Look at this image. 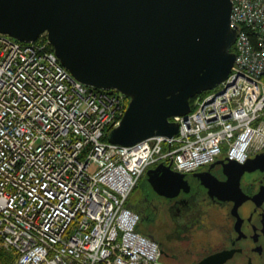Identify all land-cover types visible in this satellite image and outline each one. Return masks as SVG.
Returning a JSON list of instances; mask_svg holds the SVG:
<instances>
[{"label": "built area", "instance_id": "1", "mask_svg": "<svg viewBox=\"0 0 264 264\" xmlns=\"http://www.w3.org/2000/svg\"><path fill=\"white\" fill-rule=\"evenodd\" d=\"M231 1L228 76L171 118L176 134L127 146L104 139L127 107L123 93L74 78L45 33H0V249L12 264H164L128 203L142 174L264 151V0Z\"/></svg>", "mask_w": 264, "mask_h": 264}, {"label": "water", "instance_id": "2", "mask_svg": "<svg viewBox=\"0 0 264 264\" xmlns=\"http://www.w3.org/2000/svg\"><path fill=\"white\" fill-rule=\"evenodd\" d=\"M231 9V0H0V33L24 42L46 33L74 78L127 96L119 124L106 135L127 146L176 134L178 122L171 118L189 113L192 97L228 76L236 56ZM263 158L264 151L244 163L229 162L244 171ZM146 174L166 196L176 194L185 175L163 163ZM223 255L199 264H220Z\"/></svg>", "mask_w": 264, "mask_h": 264}, {"label": "flooded vegetation", "instance_id": "3", "mask_svg": "<svg viewBox=\"0 0 264 264\" xmlns=\"http://www.w3.org/2000/svg\"><path fill=\"white\" fill-rule=\"evenodd\" d=\"M238 163L217 158L195 171L201 175L177 180L172 196L153 189L149 168L142 174L146 181L130 204L156 224L150 234L164 239L156 240L164 264H199L220 252V264H264V158L248 163L251 170Z\"/></svg>", "mask_w": 264, "mask_h": 264}, {"label": "rangeland", "instance_id": "4", "mask_svg": "<svg viewBox=\"0 0 264 264\" xmlns=\"http://www.w3.org/2000/svg\"><path fill=\"white\" fill-rule=\"evenodd\" d=\"M129 98L126 96L125 99V103H128ZM145 178L144 179H139L137 185L135 186L134 190L132 191L129 201L128 203L130 204L131 202H133L136 197L138 196L139 192H140V188L142 187V185H144L145 183ZM130 206L133 208V206L130 204ZM155 228H156V224H154V222L148 218L147 216H140V219L136 225V229L138 231H140L141 233L144 234H154L155 233ZM160 244L163 242V238H160L159 236H156L155 238Z\"/></svg>", "mask_w": 264, "mask_h": 264}, {"label": "trees", "instance_id": "5", "mask_svg": "<svg viewBox=\"0 0 264 264\" xmlns=\"http://www.w3.org/2000/svg\"><path fill=\"white\" fill-rule=\"evenodd\" d=\"M231 49L233 50V46ZM205 93H207V91H204L201 94H198L195 97H192L190 99L191 106L193 107V102L197 96L203 95ZM104 139H106V136L104 137ZM14 257H15V254L13 252L0 249V264H12Z\"/></svg>", "mask_w": 264, "mask_h": 264}]
</instances>
